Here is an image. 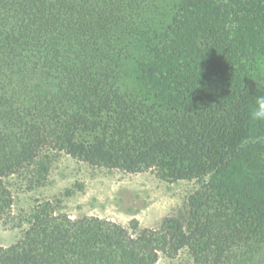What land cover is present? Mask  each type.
Returning <instances> with one entry per match:
<instances>
[{
	"label": "trees",
	"instance_id": "obj_1",
	"mask_svg": "<svg viewBox=\"0 0 264 264\" xmlns=\"http://www.w3.org/2000/svg\"><path fill=\"white\" fill-rule=\"evenodd\" d=\"M264 0H0V220L53 155L197 180L157 228L51 200L0 264H264Z\"/></svg>",
	"mask_w": 264,
	"mask_h": 264
},
{
	"label": "rangeland",
	"instance_id": "obj_2",
	"mask_svg": "<svg viewBox=\"0 0 264 264\" xmlns=\"http://www.w3.org/2000/svg\"><path fill=\"white\" fill-rule=\"evenodd\" d=\"M31 172L10 179L14 195L11 216L0 220V244L11 245L29 224L27 213L39 201L51 199L58 212L72 217L99 215L123 224L133 218L141 226L157 228L169 215H185L197 180L168 182L155 169L129 173L117 168L91 165L65 152L53 155L43 185L28 183ZM185 252L176 257L161 253L158 264H185Z\"/></svg>",
	"mask_w": 264,
	"mask_h": 264
},
{
	"label": "clouds",
	"instance_id": "obj_3",
	"mask_svg": "<svg viewBox=\"0 0 264 264\" xmlns=\"http://www.w3.org/2000/svg\"><path fill=\"white\" fill-rule=\"evenodd\" d=\"M252 116L257 120H264V92L257 95Z\"/></svg>",
	"mask_w": 264,
	"mask_h": 264
}]
</instances>
